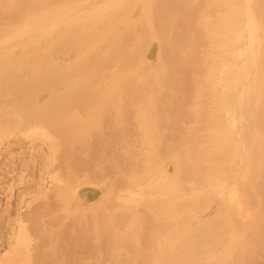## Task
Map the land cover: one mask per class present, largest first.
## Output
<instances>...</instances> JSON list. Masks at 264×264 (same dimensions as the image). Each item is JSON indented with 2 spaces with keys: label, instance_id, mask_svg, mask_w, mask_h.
<instances>
[{
  "label": "bare ground",
  "instance_id": "6f19581e",
  "mask_svg": "<svg viewBox=\"0 0 264 264\" xmlns=\"http://www.w3.org/2000/svg\"><path fill=\"white\" fill-rule=\"evenodd\" d=\"M250 7L258 9V28L264 29V0H0V144L11 136L41 134L53 143L57 138L67 157L86 148L101 160L98 165L105 160L121 171L123 155L137 158L128 177L118 172L120 180H113L129 189L116 192L113 184L103 201L79 208L94 228L89 239L82 234L81 240L103 246L94 263L89 260L92 246L78 242L89 261L81 263L73 253L69 264H223L231 247L222 249L229 252L215 247L224 245L223 235H232L235 243L245 236V220L251 216L262 224L250 235L242 262L254 264L264 247V198L251 195L264 183L257 179L264 164L254 162L256 148H264V32L257 35L251 28ZM175 26L187 28L183 33L192 36L190 49L173 51V40L183 36ZM245 27L251 28L247 47ZM187 65L197 79L195 90L183 81L186 72L177 76ZM176 94L180 98L172 100ZM191 99V110L185 111ZM244 109L254 127H245L239 139ZM108 119L115 130L107 132L106 141L115 144L122 130L123 148L90 150L91 141L107 137ZM185 122L190 123L187 133ZM128 130L133 134L126 135ZM19 141L8 142L9 153ZM2 151L0 159L6 155ZM174 162L178 166L169 174ZM241 169L240 187L232 186L227 179ZM133 186L141 193L131 198L126 194L137 192ZM217 196L220 202L207 216ZM240 197L247 198L246 207ZM134 199L136 204L129 203ZM228 206L234 210L231 216L223 213ZM19 223L15 232L0 221V232L10 231L7 244H12L0 264H56L57 258L44 251L43 226L34 228L41 246L33 244L25 220ZM3 242L1 235L0 253Z\"/></svg>",
  "mask_w": 264,
  "mask_h": 264
},
{
  "label": "rangeland",
  "instance_id": "374dc122",
  "mask_svg": "<svg viewBox=\"0 0 264 264\" xmlns=\"http://www.w3.org/2000/svg\"><path fill=\"white\" fill-rule=\"evenodd\" d=\"M257 10H256V8L254 9V7L249 8V12H251L253 15V18L251 19V28L255 29L254 32L257 35H260L264 32V29L258 28L259 24L257 22V18L255 15V12ZM179 27H181V28H179ZM251 28H247V27L244 28L243 42H245V47H247V45L249 44L248 36L250 35ZM173 29L178 31V35L180 34L179 37L181 36V33H183L185 30V28L184 27L182 28V26H178L177 28L175 26V28L173 27ZM181 30H183V31H181ZM186 30H187V28H186ZM182 35H183L182 39H181V37L180 38L176 37V39H178V41L176 39L173 40L172 47H173L174 52H176L178 49H181L182 47L190 49V47L192 45V36L188 35V38H185L184 33ZM186 37H187V35H186ZM185 39H188L190 42L188 40L186 42ZM246 42H247V44H246ZM181 43H182V45H181ZM242 47H243V45H242ZM204 49L207 50L208 47L206 46ZM241 49H243V48H241ZM189 67H190V65L185 66L183 69H186V70H182L177 76H180V75H182V73L186 72L187 74H184L185 75L184 77H186L187 80L183 79V81L186 82L187 86L189 87L188 89L191 90L190 89L191 86H192V89H194L193 88L195 85L194 82L197 83V79L195 80L196 76H195L194 70H192L193 69L192 66L190 67V69H189ZM187 69L192 70V72H191L192 75L188 74L190 72H187ZM190 76H192V77H190ZM252 77H253V75L248 80L244 81V83L248 82L250 79H252ZM193 78H194V80H193ZM239 78H240V76H239ZM189 80L191 83L189 82ZM188 82L190 84H188ZM180 95L181 94H176V95H172L170 97L172 100L175 97V101H176V99L180 98ZM188 102L186 104L188 106H185V111L191 110L190 109V103H193V100L192 99L190 101L188 100ZM261 111L264 112V106L261 107ZM243 112H244L246 121H245L244 127L239 129L238 130L239 132L237 131L239 133L238 134L239 139L244 137L245 127L246 128L248 127L249 130L253 129V127H254L253 120H251V117H250L251 113L247 112L246 109H244ZM249 118H250V120H249ZM111 121H112L111 119L104 121L105 122L104 126L107 125V126H105L106 128H108L112 125L111 126L112 128L110 127L108 129V131L106 129V133H104L105 137L106 136L107 137L104 138L103 140L95 138V140L98 143L91 141L89 143L90 144V150L93 148V149H97L100 152H102V151L106 152V151L110 150V149H108V147L111 149L112 148L114 149V147H113V145H114L115 146V149H114L115 152L121 151V147L123 146V145H121V143H123V140H121L120 135H122L123 134L122 132H124V131L120 130L116 134V137L118 139V140H116L117 144L116 143L113 144V142H110V140L106 141L110 137V135H108V133L115 130V126H114L113 122H111ZM106 122H110L112 124L108 123L109 124V126H108V124H106ZM189 124L190 123L186 124V122L183 124L185 126V129L183 131L186 133H187V129H188ZM129 130L127 131L128 133L127 132L125 133L126 135L127 134H133V133H129ZM174 132H172V133H174ZM135 137L138 139L137 136H135ZM19 139L21 141L15 142L17 144L14 145V147H13L14 149L11 151V153H9V150L7 149L8 142L18 141ZM54 139H55V137H54ZM56 139L54 141V143L56 144L55 145L51 140L45 138L43 135L36 134V135H32L29 139H27L26 137L11 136V137L4 139V141L1 142L0 147H3L2 153L6 154L5 156H2L0 159V221H1V225H2V227H4L5 225H8V224L13 225L16 229L15 232H17L19 229L20 220H25L26 223L24 225L30 229V230L28 229L30 231V237L31 236L34 237V240H33L34 243L33 244L34 245L40 244L41 246H44V245H42V243L40 242L41 238L39 239L37 237V235H36L37 233H35L34 228L36 229V228H38L37 226H43L42 228H44V231H43L44 234H42V236H44V238H42L43 239L42 242L44 241L45 247H46V248L44 247L45 250L44 249L43 250L47 251V253L50 251L49 253L51 255H53L54 258H57L56 264H66L67 257L73 255V253H75V256L77 259L79 258L78 261H81V263H86L89 260L91 262L95 263L96 254H97L100 246H103V243L101 245L100 241L93 240L94 243L92 244L91 238H90V240H88L89 236H87V235H89V234L92 235L93 234L92 231H94V228H92L93 223L91 225V222L87 221V219L84 218V220H83L82 216L79 213V210H80L79 208H84V209L88 210V208H90L93 205L103 201L104 200L103 198L108 193V189L110 188V186L112 188L113 184L115 186L116 192H119L121 189H123L125 187H126L125 189H129V187L127 185H125V186L117 185L113 180H117L120 176H123L124 178L128 177L129 174H131V171L133 169L134 163L137 160V158L133 159L131 157L123 155L126 163H125V166L123 167L124 171H121V168L118 169V166L115 167V165H111L105 160H102V162H104V164L102 163L101 165H98V162H101V160L98 157L96 159L95 158L96 155H94V154H92V155H94V159L92 160L93 156L91 154L89 155L88 153H86V151H85V150H87L86 148H82L83 152H82V149H80V150L77 149L75 151V153L78 155V157L80 156V159L78 157H76L77 155H75V153L73 151H72V153L74 155H68V157H67L66 151L65 150L61 151L59 149L58 144H57L58 141ZM262 140L264 141V138ZM118 141H120V142H118ZM101 143H103L105 145H103V144L101 145ZM109 143H111L112 146H110ZM118 143H120V144H118ZM262 143H264V142H262ZM257 145H258V143L255 144L254 147H256ZM99 146L101 148H98ZM148 147L151 148L150 146H148ZM57 148L59 149V152L57 151ZM117 148H120V150ZM124 148H125V145H124ZM146 150L150 151V149H146ZM256 150H257V153H256L257 155H255L254 162L257 163L258 165H260V164L263 165L264 164V148L263 149L262 148L261 149L256 148ZM56 152H58V155L56 154ZM64 152H65V154L62 156L61 153H64ZM243 152H245V148H244ZM65 158H68V160ZM75 158H76V160H75ZM81 158L82 159L84 158V159L82 160ZM95 159H96V161H95ZM138 160H140V159L138 158ZM88 161H89V163H84V166H82L83 162H88ZM127 162L129 164H127ZM88 164H90V165H88ZM85 165H88V166H85ZM245 165H246V163H244L242 165V169L244 168ZM81 166L86 171H84ZM106 166H108L109 169L107 168V170H106L105 169ZM126 166H127V168H126ZM177 166H178L177 162H174L173 164L168 165V167H167L168 173L173 174L174 170L177 168ZM85 167H87L89 169L91 168V169L89 170ZM247 168L248 167H246L244 169L246 170ZM127 169L129 171H127ZM242 169H241V171L237 172L232 178L227 179V180H230L233 182L232 186L236 185V186L240 187L241 178L243 175ZM125 170L128 172V174L125 172ZM254 170L256 171L257 169L254 168ZM88 172H89V174H88ZM118 172H119V174H122V175L119 176ZM159 176L160 175H158V179L162 180L159 178ZM120 178H119V180H120ZM70 179H71V181H70ZM257 179H258V184H259V182L260 183L264 182V170H262L261 174L257 176ZM223 181H218V182L220 184ZM262 185L264 186V183L263 184L261 183L260 187ZM263 186H262V188H257L256 190H253L251 195H254L255 197H257V195H261V198L263 199L264 198L263 197L264 196V187ZM133 187H134L133 189H135V191H137V192L126 194L131 198H134L136 194L141 193V188H136V186H133ZM149 191H152V190H149ZM220 199H221V197H218V196L212 199L211 207L206 212L207 216L212 211H214L216 209V207L218 206V203L220 202L219 201ZM246 200H247L246 197H240L239 198V202L241 204H243V206L245 204V207L247 205ZM263 201H264V199H263ZM70 203L75 204V206H77L78 208L76 210H73L72 208H70L71 207ZM129 203L136 204L135 199L131 200ZM263 205H264V203H263ZM142 209L143 208L139 206V210L142 211ZM233 211H234L233 208L231 206H228L226 209H224L223 213L227 214L228 216H231ZM37 212H39L40 214L42 213L43 215L37 214ZM55 216L56 217L59 216V218H55ZM77 216L80 218H78ZM253 217L254 216L246 217L245 228H243V232H245L244 233L245 236L240 238L235 243L232 235H229V234L227 236L223 235L221 240L222 241L224 240V242H225L224 245H222L220 247H215L217 250H222L226 246L231 247V257L229 258V260L226 263H223V264H243L242 261L244 260V258H246L245 252H243V250L246 248V246L249 245L250 235L257 232V230H258L257 228L259 226H261V224H262V223H259L257 220H254ZM59 221H60V223H59ZM75 221H78L79 224H78V222H76L77 223L76 224ZM56 222H58V223H56ZM70 222H71V225H70ZM64 223L66 226L63 225ZM66 223H68L70 225L69 226L70 229L68 228V224H66ZM83 223L86 224V226ZM58 224H59V226L57 227ZM81 224H83L85 227L82 226ZM55 227H57V228H55ZM62 227L64 229H61ZM78 227H80V228H78ZM32 228H33V230H32ZM66 228H68L69 231ZM2 229H6V228H2ZM65 229H66V231H65ZM76 229H78V230H76ZM87 229H88V231H87ZM61 230L64 232H62ZM53 231L54 232L56 231L58 236H54ZM60 231L62 232L61 234H59ZM65 232L66 233L68 232L67 233L68 236H67V234H65L66 237L64 235ZM0 233H1V235L3 237V241H4L3 246H2L3 250L0 253V257H2L1 255L5 253L6 249L11 248L12 244H11V242L9 244H7V239L11 235L10 231L4 230ZM45 233H47L48 235ZM51 233H53V234H51ZM56 233H55V235H57ZM77 234H78V236H77ZM82 234H86V236L88 238L86 241L81 240ZM52 235H53V237H52ZM32 237H31V239H33ZM59 239H61V240H59ZM71 239H72V241H70ZM73 241H74V244H73ZM69 242H72V244ZM78 242L81 245L83 244L84 246H88V247L92 246L90 248H91V253H92L91 255L93 258H90L88 260L86 258L88 256V254H85V256H83V253H84L83 252V246L81 249L80 248L81 246L79 245ZM40 245H38V247ZM33 246L31 248L32 252L29 251V253L30 252L32 254L36 253V250L33 249ZM64 247L66 250L64 249ZM69 247H70V249L68 250ZM61 248L63 249V251ZM72 248L76 249V250H74V252H73ZM60 249H61V251H60ZM71 250H72V252H71ZM37 251H38V248H37ZM65 251L67 252V254ZM76 251L81 252V254L79 252L77 253ZM68 252H70V254ZM219 252H229V250H227L225 248L224 250L219 251ZM57 253H59V254H57ZM94 253H95V255H94ZM76 254H78V255H76ZM111 263L112 262H109V264H111ZM39 264H41V263H39ZM67 264H69V262H67ZM209 264H212V263L209 262ZM254 264H264V247L259 249V255L254 259Z\"/></svg>",
  "mask_w": 264,
  "mask_h": 264
}]
</instances>
